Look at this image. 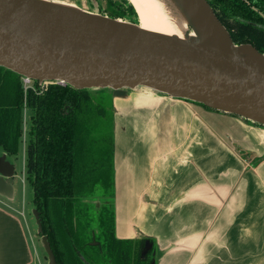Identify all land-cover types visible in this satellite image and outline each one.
Instances as JSON below:
<instances>
[{"label":"crops","instance_id":"1","mask_svg":"<svg viewBox=\"0 0 264 264\" xmlns=\"http://www.w3.org/2000/svg\"><path fill=\"white\" fill-rule=\"evenodd\" d=\"M113 105L116 237L153 242L155 264H264V126L145 87ZM13 208L0 264L39 262Z\"/></svg>","mask_w":264,"mask_h":264},{"label":"water","instance_id":"2","mask_svg":"<svg viewBox=\"0 0 264 264\" xmlns=\"http://www.w3.org/2000/svg\"><path fill=\"white\" fill-rule=\"evenodd\" d=\"M191 3L209 32L216 37L224 32L229 51L104 16L111 26L74 22L17 0H0V67L39 83L110 88L115 98L130 89L150 88L264 126V54L251 45H234L206 0ZM14 176L15 166L1 155L0 195L13 198ZM35 216L41 234L37 210ZM42 239L49 264H58L48 238ZM151 247L147 241L145 250Z\"/></svg>","mask_w":264,"mask_h":264},{"label":"trees","instance_id":"3","mask_svg":"<svg viewBox=\"0 0 264 264\" xmlns=\"http://www.w3.org/2000/svg\"><path fill=\"white\" fill-rule=\"evenodd\" d=\"M206 1L234 45H251L264 54V0ZM49 84L35 81L25 91L22 76L0 67V148L7 155L19 152L22 110L32 113L28 176L40 237L48 238L58 264H155L153 242L146 251L147 239L116 237L111 202L101 208L86 202L97 194L104 162L113 163L114 118L108 131V113L90 89ZM110 171L113 196V165Z\"/></svg>","mask_w":264,"mask_h":264},{"label":"rangeland","instance_id":"4","mask_svg":"<svg viewBox=\"0 0 264 264\" xmlns=\"http://www.w3.org/2000/svg\"><path fill=\"white\" fill-rule=\"evenodd\" d=\"M60 4L74 5L79 8L83 13L95 14L108 17L111 19L121 20L133 24L139 28L140 19L138 13L132 7L131 0H48ZM50 85L49 83L47 86ZM46 87V86H45ZM91 96L96 101L104 106V110L108 113L109 122L108 127L112 128V120L114 118V96L112 89H90ZM31 117L32 113L29 109L22 110V138L19 145V152L16 155H8V160L15 166V176H14V196L12 199L5 198L0 195V199L7 202L9 208H15L19 212L20 217L26 221H30L32 224V235L35 246L38 252L40 261L34 264H49V258L44 248L43 239L39 235V229L37 225V220L35 216V206H34V193L32 186L29 182L28 176V145L30 142V127H31ZM113 132V130H112ZM111 135V134H110ZM107 135V141H112V136ZM109 142V145H110ZM108 153L109 146L107 144ZM111 153V152H110ZM5 154L3 149L0 148V156ZM112 159L104 162V166L99 177L101 183L96 188V193L94 197H87L86 202L95 205L97 208H101L103 203L106 201L111 202L110 206L114 207V195L111 196V171ZM91 185L88 186L90 188ZM107 191V192H106ZM106 192V193H105ZM2 196V197H1ZM13 208V209H14ZM33 246V245H32ZM35 252L34 246L32 247Z\"/></svg>","mask_w":264,"mask_h":264},{"label":"bare ground","instance_id":"5","mask_svg":"<svg viewBox=\"0 0 264 264\" xmlns=\"http://www.w3.org/2000/svg\"><path fill=\"white\" fill-rule=\"evenodd\" d=\"M30 8L62 19L111 26L112 22L101 15L85 16L74 5L60 4L48 0H17ZM139 15L140 27L149 32L182 40L196 39L199 43L223 51H229V40L224 32L215 36L201 21L191 0H131ZM123 22V21H121Z\"/></svg>","mask_w":264,"mask_h":264},{"label":"built area","instance_id":"6","mask_svg":"<svg viewBox=\"0 0 264 264\" xmlns=\"http://www.w3.org/2000/svg\"><path fill=\"white\" fill-rule=\"evenodd\" d=\"M22 82H23V88H24L25 91H27L28 89L32 88L34 86V83H35L34 80H32V79H30L28 77H24V76L22 77ZM48 83L49 82L43 83V87L47 86ZM57 84L65 85L64 83H61V82H59Z\"/></svg>","mask_w":264,"mask_h":264}]
</instances>
